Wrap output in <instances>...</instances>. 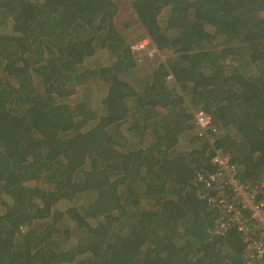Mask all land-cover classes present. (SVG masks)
Masks as SVG:
<instances>
[{
  "label": "trees",
  "instance_id": "trees-1",
  "mask_svg": "<svg viewBox=\"0 0 264 264\" xmlns=\"http://www.w3.org/2000/svg\"><path fill=\"white\" fill-rule=\"evenodd\" d=\"M131 5L162 56L140 80L149 56L115 0H0V264H244L241 234L214 232L198 195L210 146L184 139L204 110L242 178L264 179V0Z\"/></svg>",
  "mask_w": 264,
  "mask_h": 264
},
{
  "label": "built area",
  "instance_id": "built-area-1",
  "mask_svg": "<svg viewBox=\"0 0 264 264\" xmlns=\"http://www.w3.org/2000/svg\"><path fill=\"white\" fill-rule=\"evenodd\" d=\"M137 62L158 53L150 38L133 43ZM173 78L172 75L169 77ZM196 137L210 146L212 170L196 173L198 195L216 213L214 232L236 230L242 236L244 264H264V179L244 180L239 166L225 146L217 145L224 133L218 131L210 114L194 111Z\"/></svg>",
  "mask_w": 264,
  "mask_h": 264
},
{
  "label": "rangeland",
  "instance_id": "rangeland-1",
  "mask_svg": "<svg viewBox=\"0 0 264 264\" xmlns=\"http://www.w3.org/2000/svg\"><path fill=\"white\" fill-rule=\"evenodd\" d=\"M119 6V12L117 14L116 17V26L119 29V31L126 37L127 40L129 41H135L136 39L139 38H146L145 37V32L144 29L141 27V24L137 18V16L135 15V12L132 8L131 5V0H115ZM168 11L164 12V14L161 17V22L163 23L167 17ZM98 57L96 58V60L98 62H100L101 64H109L111 62L114 61V54L111 51H106V50H99L97 52ZM162 56L159 54H155L153 57H149V59L146 60V62L144 61V63H140L142 65L137 66L138 71H140V73L137 74V78L140 80V76H144L146 74H149V72H151L154 67L157 65V63L159 62ZM1 74V72H0ZM133 82V81H132ZM145 83V82H144ZM171 85H173V82H169ZM143 87L142 85L138 86ZM106 89V88H105ZM89 95L93 96L92 99V105L93 108H95L97 111H101V98L103 97V93L104 91H101L100 93H93L91 89L88 90ZM128 123H122L120 126V130L124 131V135L126 136L127 139H124L123 143L126 145V149H132L137 145V140L134 138H129L127 137V128H128ZM110 131H112L113 133H115V128H111ZM196 132H188L185 135V139L184 142L187 144V147L191 148V147H196ZM194 140V142H192V140ZM86 199H89V197H87ZM10 201L7 197L4 196V192L2 189V186L0 187V214L4 213L5 211V205L3 202H7ZM80 200H76V203L78 205ZM73 204V203H72ZM66 205H69L68 202L66 201H62L61 203H59L58 207L60 209H63ZM60 227L62 229L64 228H70L71 232H72V239L73 240H77L78 236L80 234H82L80 231L76 230L75 227L71 226L68 224L67 219L65 218V220L63 222H60ZM78 233V234H76Z\"/></svg>",
  "mask_w": 264,
  "mask_h": 264
}]
</instances>
